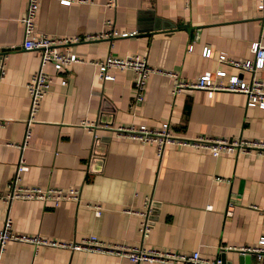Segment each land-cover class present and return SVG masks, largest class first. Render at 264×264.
I'll return each mask as SVG.
<instances>
[{
  "label": "crops",
  "instance_id": "1",
  "mask_svg": "<svg viewBox=\"0 0 264 264\" xmlns=\"http://www.w3.org/2000/svg\"><path fill=\"white\" fill-rule=\"evenodd\" d=\"M37 0L32 37L55 38L58 52L75 60L55 69L40 67L51 80L39 98L29 135L21 147L28 108L25 83L38 67L37 48H23L27 0H0V189L12 176L19 156L26 168L17 181L41 186L71 185L78 197L0 200V225L6 207L10 227L25 234L78 239L93 232L109 242L247 264L240 248L254 244L264 229V153L221 151L166 143L160 156L153 142L114 134L111 126H157L168 121L173 133H202L264 143V106L247 104L244 92L217 89L209 94L183 86L171 92L172 76L149 72L142 98L134 101L133 70L111 68L112 78H100L92 63L107 53L143 54L150 64L174 69L180 78L224 68L249 79L219 52L235 58L252 56L250 43H264V8L258 0ZM125 31L121 34L120 32ZM65 36L75 39L63 40ZM207 45L210 54L201 51ZM264 82V64L253 72ZM63 77L64 83L59 79ZM95 122L93 130L85 123ZM8 142H12L11 144ZM220 176V179L215 178ZM144 195L155 200L153 222L141 236L138 209ZM99 202L94 214L90 203ZM0 264H133L113 252L37 244L5 239ZM149 264H183L153 260ZM250 264H257L251 255Z\"/></svg>",
  "mask_w": 264,
  "mask_h": 264
},
{
  "label": "built area",
  "instance_id": "2",
  "mask_svg": "<svg viewBox=\"0 0 264 264\" xmlns=\"http://www.w3.org/2000/svg\"><path fill=\"white\" fill-rule=\"evenodd\" d=\"M73 0H57L58 3L68 4ZM113 0H106V5H113ZM257 8H264V0H258ZM37 8V0H27L24 13L20 16L23 23L24 37L20 43L23 48H37L39 52L38 67L33 70L26 83L28 94V108L25 117V130L21 142L13 144L21 147L29 135V122L33 119L34 113L39 104V98L46 90L51 76L41 69V65L46 61H51L55 69L62 64H66L77 59L72 52H58L52 46L56 41L46 33H40L36 37L31 36L34 31L33 14ZM121 34L125 31L120 32ZM76 36H65L62 39H75ZM252 56L248 58H235L228 56L225 52H219L217 59L225 61L237 67L238 70L245 69L252 72L249 79H245L239 72L227 74L224 68H216L214 72L204 70L194 78H180L174 69L165 70L155 64H150L146 61L143 54L137 52L127 53L124 55H113L107 53L104 57L92 60V63L97 67V74L100 78H112L111 68H129L133 70V84L135 87L134 101L138 102L142 98V87L145 77L149 72L165 71L172 76L171 92L175 93L183 86L199 87L205 89L209 94L214 90H234L245 93L247 104H256L264 106V82L253 76V72L264 64V43L260 40H252L250 43ZM204 56L210 54V47L205 45L201 51ZM4 54L0 51V80L3 77ZM60 83H64L65 79L61 77ZM0 119V125L3 124ZM87 130H93L95 122H84ZM111 130L117 135H126L136 138L140 142H153L155 144L156 153L161 155L163 147L166 143H175L181 145H191L196 147L209 148L213 155L219 154L221 151H250L255 148L258 152L264 153V143L258 140L245 138H227L216 136L209 133H202L192 136H186L173 133L170 129L168 121H162L157 126H149L143 123L139 124H117L111 126ZM12 143V142H8ZM26 168V163L23 162L21 156L18 157L12 176L5 182L3 189H0V200L9 204L12 198H49L55 204L62 198L78 197L79 190L71 185L66 186H41L37 184H24L17 181L19 171ZM215 178L220 179V176L215 175ZM91 212L98 214L101 211L99 202L89 204ZM127 212H133L138 215L137 230L141 236L145 235L153 222L155 200L150 195H144L141 201V207L138 209L125 208ZM13 239L16 241H29L36 246L37 244L66 246L68 248H84L92 250H102L113 252L126 256L133 264H149L153 260H164L171 262H179L183 264H217L220 262V256L213 258L202 257L198 250H194L190 254L179 253L171 250H158L156 248H146L141 245L124 244L117 242H109L96 236L95 233L89 232L87 235L78 239H59L36 234H25L16 232L10 227V216L6 207L5 214L0 225V248L5 239ZM243 252H249L257 261V264H264V229L259 234L254 244H249L240 248Z\"/></svg>",
  "mask_w": 264,
  "mask_h": 264
},
{
  "label": "water",
  "instance_id": "3",
  "mask_svg": "<svg viewBox=\"0 0 264 264\" xmlns=\"http://www.w3.org/2000/svg\"><path fill=\"white\" fill-rule=\"evenodd\" d=\"M241 254H242V256H243L245 262H246L247 264H250V262H251V254H250L249 252H243V251H242ZM218 255L220 256V259H221L219 263H223V262H225V258H224V256L222 255V252H219ZM219 263H217V264H219Z\"/></svg>",
  "mask_w": 264,
  "mask_h": 264
}]
</instances>
